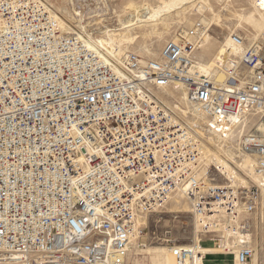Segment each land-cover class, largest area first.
Returning a JSON list of instances; mask_svg holds the SVG:
<instances>
[{
    "label": "built area",
    "instance_id": "obj_1",
    "mask_svg": "<svg viewBox=\"0 0 264 264\" xmlns=\"http://www.w3.org/2000/svg\"><path fill=\"white\" fill-rule=\"evenodd\" d=\"M56 13L45 0H0V264H127L143 218L178 193L199 241L173 243L176 264H203L204 239L256 264L264 32L233 33L244 49L225 46L210 65L197 57L203 27L179 28L155 58L125 51L119 63ZM204 134L249 157L256 181L201 173Z\"/></svg>",
    "mask_w": 264,
    "mask_h": 264
},
{
    "label": "rangeland",
    "instance_id": "obj_2",
    "mask_svg": "<svg viewBox=\"0 0 264 264\" xmlns=\"http://www.w3.org/2000/svg\"><path fill=\"white\" fill-rule=\"evenodd\" d=\"M45 1L66 20L65 22H70L79 29L84 26L85 31L108 49L109 52H116L119 48L108 38L105 32L107 29L114 30L116 28L115 32L120 37V41L115 40L120 46L121 52L133 51L144 59L155 58L166 40L170 39L179 28L188 30L203 27V30H205L203 37L204 44L202 50L197 52V57L200 61L209 62L210 64L211 62L213 63L215 58H221V55L227 52V38L229 34H241L247 37L248 42H251V38L259 37L262 31H264L259 30V27L254 22L239 18L241 16L252 17L263 27L264 21L262 18H264V14L262 15L258 11L251 0H209L213 11L209 7H202L199 10L194 6H190L187 13L184 14L181 11L178 13L177 10L173 12L172 16L170 15L166 18V26L163 23H159L156 26V30L161 34L159 36L150 33L151 28L154 26L138 27L132 31V35H124L123 31L125 30L121 27L120 19L123 22L137 20V14H134L130 8V5L133 3L148 2L158 4L164 0ZM141 14H146L145 10L142 9L138 15L140 16ZM260 16L262 17L260 18ZM203 20H206V22ZM148 49L152 53H149ZM215 149V151L221 152L228 158L232 157L226 149L225 151H221L216 147ZM225 152L228 153V156L225 155ZM203 160L205 163L203 168H210L218 175L214 182L216 184L225 185L233 182L235 184L247 185L251 179L256 181V176L250 173L247 168L238 166L242 160L235 159L237 162H233L232 160L228 162L244 181L242 179H235V177H227V173L217 165L211 156L208 158L203 156ZM213 164L219 167L220 172L217 173ZM228 179L232 182L228 181ZM172 196L162 208L143 218V222L147 223V233L139 242L134 241V248L127 264H174L173 261L168 260L169 258H173L174 260L171 253L173 243L189 244L195 238L196 226L189 202L182 194L178 193ZM262 208V216L254 218L252 234V242L256 247V264L259 261L264 264V198ZM202 243L204 247L212 245V241L207 239H204ZM218 247H213L212 249H219ZM208 255L216 259H213L218 262H214L215 264H233V259L231 257L226 258V255L220 249L219 251L209 252ZM204 263L211 264L212 262L208 263L204 261Z\"/></svg>",
    "mask_w": 264,
    "mask_h": 264
},
{
    "label": "bare ground",
    "instance_id": "obj_3",
    "mask_svg": "<svg viewBox=\"0 0 264 264\" xmlns=\"http://www.w3.org/2000/svg\"><path fill=\"white\" fill-rule=\"evenodd\" d=\"M190 6H194L196 7V9L198 8L199 10L202 8V7H209L212 11H213V7L210 3L209 0H164L162 1L161 3H158V4H151V3H148V2H145V3H133L132 5H130V8L133 10L134 14H137V20L135 21H132V20H129V21H126V22H123V20L120 19V22L122 24V28H124L125 31H123L124 35H132V31L135 30L136 28L138 27H145V26H154L151 28L150 30V33L151 34H154V35H161L160 32H158V30H156V26L159 24V23H163L165 24V26L167 25L165 23V20L167 17H169L170 15L172 16L173 12L177 11L178 10V13H187V10L190 8ZM256 6V5H255ZM256 8L258 9V11L260 13H262V15L264 14V11H262L261 9H259L257 6ZM145 10V13L144 15H138L139 12L141 10ZM56 13V12H55ZM85 13V12H84ZM57 14V13H56ZM82 14V13H81ZM132 14V13H131ZM176 14V13H175ZM58 15V14H57ZM80 16V15H79ZM58 17H60L58 15ZM262 16H260L261 18ZM240 19L242 20H246V21H251V22H254L256 24V26L259 27V30H264V22H263V27L260 26V24L255 21L254 18L252 17H245V16H241L239 17ZM262 20L264 21V18H262ZM204 22H206V20H203ZM60 23L62 25L63 28H66V22L65 20L60 17ZM82 28H84V32L85 31V27L82 26ZM115 30H117L116 28L113 30V29H107L105 33H107V36L109 39L112 40V42L116 45V47L119 48L118 51H113V52H109L108 49H106L104 46H102V44H100L99 42H97L93 37H91V35L87 34L89 39L92 41V42H96L98 44V46L101 47V49L105 50L109 55H111L113 58H115V60L117 62H121V58L123 56V52H121V49H120V46L118 45V43L116 42L115 39L119 40L120 41V37L117 36V33L115 32ZM120 30V29H118ZM205 34V30H203ZM264 32V31H262ZM87 33V32H86ZM232 35L233 33L229 34L228 38H227V44H228V47L233 50V53L234 54H239L243 49H244V45H240V46H235L233 47L232 45ZM204 37V36H203ZM209 38V37H208ZM258 37H253L251 38V41L252 40H256ZM94 40V41H93ZM148 52L149 53H152L150 51V49H148ZM143 59V58H142ZM203 62V61H202ZM213 64V63H212ZM211 65V64H210ZM185 97V95L182 93L181 95V99H183ZM204 137L206 138V140L214 145L216 148H219V150L221 151H226L229 152V154L232 156L231 158H228L226 156H224L221 152H217L215 151L214 149H212L211 145H207V143H205L204 147H203V152H202V157H201V163H200V169H201V173H204L207 169H204L203 167L205 166V163H204V160H203V156L204 157H212L214 161H216L217 165L219 167H221L226 173H227V177H235V179H242L239 174L237 173V171L230 165V161L232 160L233 162H237V160H235V157L233 155V152L230 150V148L226 147L225 148V141H223L222 139H220V137L216 136V137H212L210 135H206L204 134ZM225 152V155L228 156V153ZM226 157V158H225ZM229 161V162H228ZM239 167H244L245 169L247 168L249 170L250 173H252L253 175H255L252 171V167H251V160L249 157H244L242 162H240L238 164ZM256 176V175H255ZM257 178V177H256ZM243 180V179H242ZM244 181V180H243ZM234 185H238V184H235ZM173 196H170L169 197V200L172 198ZM180 201V200H179ZM197 230L195 231V239L197 241H199V237L197 236ZM212 247H215V245L212 244ZM133 248H134V245H133ZM145 249V248H144ZM143 249V250H144ZM133 250V249H132ZM200 250L203 254H206L207 256L205 257L204 261H209L211 262L210 258L216 260L215 258H213L211 255L209 256V252H214V251H219V249H207V248H204V245L200 246ZM221 250V249H220ZM132 252V251H131ZM222 252V250H221ZM131 254V253H130ZM226 258L229 257L228 254H225ZM130 257V256H129ZM231 257V256H230ZM169 261H173L174 264H176L175 262V259L173 260V258H169L168 259ZM167 260V261H168ZM257 261V259H256ZM208 262V263H209ZM232 263V261H230ZM229 262V263H230ZM256 263V262H255ZM203 264H205L203 262Z\"/></svg>",
    "mask_w": 264,
    "mask_h": 264
},
{
    "label": "crops",
    "instance_id": "obj_4",
    "mask_svg": "<svg viewBox=\"0 0 264 264\" xmlns=\"http://www.w3.org/2000/svg\"><path fill=\"white\" fill-rule=\"evenodd\" d=\"M212 244H214V242H212ZM204 248H207V249H212V245L211 246H207V247H204ZM211 260V264H215L214 262H217V261H214L213 259H210ZM207 262V261H206ZM209 262V261H208ZM210 263V262H209ZM218 263V262H217Z\"/></svg>",
    "mask_w": 264,
    "mask_h": 264
}]
</instances>
